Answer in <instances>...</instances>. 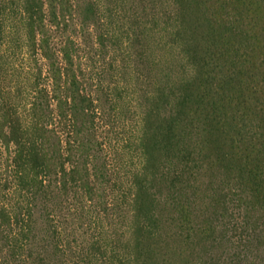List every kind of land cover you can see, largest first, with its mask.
<instances>
[{"label": "trees", "instance_id": "trees-1", "mask_svg": "<svg viewBox=\"0 0 264 264\" xmlns=\"http://www.w3.org/2000/svg\"><path fill=\"white\" fill-rule=\"evenodd\" d=\"M98 4L0 0V264H264V0H149L139 166L119 195L100 134L122 91L104 105L78 63ZM84 213L128 214L127 231L79 242Z\"/></svg>", "mask_w": 264, "mask_h": 264}, {"label": "rangeland", "instance_id": "rangeland-1", "mask_svg": "<svg viewBox=\"0 0 264 264\" xmlns=\"http://www.w3.org/2000/svg\"><path fill=\"white\" fill-rule=\"evenodd\" d=\"M94 2L99 3L97 0ZM98 6L105 18L100 25L85 28L80 39L82 47L78 63H82L93 90L100 86L98 89L101 97L103 89L104 105L115 104L106 92L110 87L113 89L115 85L122 91L121 97L117 99L118 105L115 104L119 107L118 110L112 113L109 121H105L107 126L101 129L100 134L107 147L106 152L111 157L113 173L119 183L116 193L119 195L121 189H126L124 187L131 171L139 166L133 138L137 131L141 105L146 103L149 93V0H101ZM71 29L78 33L81 30L80 25H72ZM98 36H103L105 45L98 44ZM150 52L154 55L163 53L161 57L164 61L168 57V52L164 55L156 47L151 48ZM113 92L115 93L114 89ZM83 215L77 217L74 224L78 228L74 239L79 242L92 237L100 239L107 236L117 239L115 233L119 231V234H125L129 225L128 214L122 217L124 222L120 226L115 224L111 227H107L106 217H102L104 221L94 223L90 220V215ZM53 257L46 255L45 262L92 264L87 259L70 257L68 254L65 262L61 258Z\"/></svg>", "mask_w": 264, "mask_h": 264}]
</instances>
